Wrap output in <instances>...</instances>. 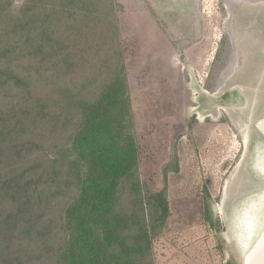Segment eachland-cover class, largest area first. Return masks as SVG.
<instances>
[{"label": "trees", "instance_id": "trees-1", "mask_svg": "<svg viewBox=\"0 0 264 264\" xmlns=\"http://www.w3.org/2000/svg\"><path fill=\"white\" fill-rule=\"evenodd\" d=\"M122 10L0 0V264H156L168 169L141 176Z\"/></svg>", "mask_w": 264, "mask_h": 264}, {"label": "rangeland", "instance_id": "rangeland-1", "mask_svg": "<svg viewBox=\"0 0 264 264\" xmlns=\"http://www.w3.org/2000/svg\"><path fill=\"white\" fill-rule=\"evenodd\" d=\"M110 1L142 179L158 190L168 169L156 264H245L264 226V0Z\"/></svg>", "mask_w": 264, "mask_h": 264}, {"label": "bare ground", "instance_id": "bare-ground-1", "mask_svg": "<svg viewBox=\"0 0 264 264\" xmlns=\"http://www.w3.org/2000/svg\"><path fill=\"white\" fill-rule=\"evenodd\" d=\"M255 216H257V215H255ZM252 219H254V218H252ZM254 220L258 221L259 218H256ZM261 220H263V221H258L256 224L261 223L262 225H264V217H262ZM249 224H251L252 230L256 229V227H255L256 224L253 222V220H251V222ZM259 231H261L260 233H262L261 234L262 236L260 237L261 239L259 238L260 240L258 241V243L256 242L257 246H256L255 250H252L249 254H247V256L245 258V260H246L245 264H264V226L260 227V229L258 228V232Z\"/></svg>", "mask_w": 264, "mask_h": 264}]
</instances>
